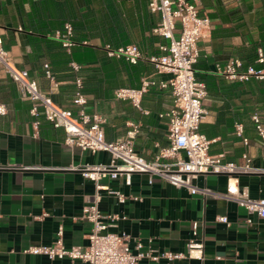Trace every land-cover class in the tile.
<instances>
[{"label": "crops", "instance_id": "0c3cea01", "mask_svg": "<svg viewBox=\"0 0 264 264\" xmlns=\"http://www.w3.org/2000/svg\"><path fill=\"white\" fill-rule=\"evenodd\" d=\"M195 1L200 14L208 15L211 21L199 41L200 57L195 64L196 76L208 88L201 131L213 140L210 153L242 164L247 152L256 168H264L263 140L253 119L258 114L264 125V80L230 79L216 71V64L234 59L241 60L244 67L264 68V62L258 61L260 49L264 56V0ZM148 3L0 0V39L15 64L28 69L43 91L74 114L80 111L75 78L81 77L88 98L84 109L106 117V139H124L135 128L136 150L153 160L158 144L169 143L168 120L159 114L173 106L171 91L158 84L150 86L142 99L147 114L130 100L117 98L115 90L139 88L145 77L159 83L171 74L157 72L146 59L130 64L123 58L109 57L105 51L106 44L118 48L135 43L145 56L159 54V46L168 40L154 32L160 15L151 12ZM67 22L72 23L77 41L70 51L54 37ZM73 61L81 65L79 71L71 67ZM46 63L57 85L46 77ZM0 103L7 107V114L0 115V165L23 167L0 168V264H84L68 256L50 259L23 250L53 244L60 227L67 247L89 244L91 223L82 214L95 193V182L76 167L109 164L110 153L67 145L65 130L45 119L42 108L40 115L31 114L32 101L22 97L1 64ZM36 120L40 121L38 129ZM238 124L242 125V135L237 133ZM244 138L249 139L248 145ZM236 177L251 197H264V173L241 172ZM100 183L128 196L120 203L103 190L99 207L104 214L125 216L110 230L128 233L134 251L135 241L141 239L145 249L186 252L193 224L198 222V238L205 243L204 259L186 257L169 264H264V218L250 214L233 199L192 195L157 176L150 184L145 173L132 174L130 184L124 175L105 177ZM195 183L222 195L227 192L228 175L211 173L198 177ZM219 216H227L229 223L219 221ZM166 263L164 258L140 262Z\"/></svg>", "mask_w": 264, "mask_h": 264}, {"label": "built area", "instance_id": "2783aa9c", "mask_svg": "<svg viewBox=\"0 0 264 264\" xmlns=\"http://www.w3.org/2000/svg\"><path fill=\"white\" fill-rule=\"evenodd\" d=\"M148 6L151 12L160 15L154 32L168 40L159 46V54L145 56L139 45L135 43L118 48L106 44L105 51L109 57L123 58L130 64L146 59L153 64L157 72L171 74L170 78L159 83L145 77L139 88L120 87L115 90L117 98L130 100L135 107L147 114L149 111L143 109L142 99L150 86L158 84L161 88L171 91L174 97L173 106L159 114L161 118L168 120L169 143L165 146L158 144L153 160H148L136 150L134 138L137 129L135 128L129 131L124 139L116 141L106 139V117L98 112L89 113L84 109L88 98L83 92L84 82L81 77L75 78V95L80 111L74 114L71 109L60 106L43 91L38 80L31 76L28 69L20 68L15 64L0 39V64L17 83L22 97L32 101L31 114L40 115L39 109L42 108L45 119L54 127L65 130L67 145L78 146L92 153L105 151L111 155L109 164L87 163L76 167L81 170L85 178L95 182V193L84 206L82 214V217L91 223L88 234L89 244L67 247L63 238V228L60 227L53 244L32 245L25 248L24 253L43 254L50 259L68 256L72 261L81 260L84 264H140L145 258L153 261L164 258L167 260L166 264H169L173 260L186 257L204 259L205 243L203 239L198 238V222L193 224V237L187 242L186 252H159L150 248L145 249L141 239L135 241L134 251L128 233L110 230L125 216L116 213L104 214L100 210L99 203L103 190L115 195L120 203L126 202L128 198L120 190L102 185L100 181L105 177L115 179L124 175L126 183L130 184L132 174L145 173L149 175V183L152 184L153 178L157 176L177 188H185L192 195H214L233 199L250 214L264 218V197H251L248 188L239 186L236 177L241 172L264 173V168H256L247 152L242 156L244 159L242 164L227 161L222 155L211 154L210 145L213 140L201 131V123L206 114L204 100L208 88L206 83L196 76L195 64L200 57L199 41L204 30L211 23L209 16L200 14L195 0H149ZM54 37L59 39L63 47L69 51L77 44L74 27L70 22L57 30ZM83 44H88V41H83ZM259 53L258 61L263 63L264 56L261 49ZM71 67L75 71L81 69V65L74 61L71 62ZM44 69L46 77L57 85L51 66L46 63ZM216 71L230 79L248 81L255 77L264 80V68L258 69L251 64L244 67L239 59L230 60L226 64H216ZM5 114L7 107L4 103H0V115ZM253 119L264 145V125L258 114H254ZM39 124V120L34 122L36 129L39 128ZM237 133L243 134L241 124L237 125ZM244 143L248 145L249 139L244 138ZM0 168L23 167L0 165ZM211 173L228 175L225 194H217L208 186L195 183L198 177H206ZM132 198L140 199L135 196ZM218 220L229 223L227 216H219Z\"/></svg>", "mask_w": 264, "mask_h": 264}, {"label": "trees", "instance_id": "16d2710c", "mask_svg": "<svg viewBox=\"0 0 264 264\" xmlns=\"http://www.w3.org/2000/svg\"><path fill=\"white\" fill-rule=\"evenodd\" d=\"M87 50H90V48H87ZM73 53V52H72Z\"/></svg>", "mask_w": 264, "mask_h": 264}]
</instances>
